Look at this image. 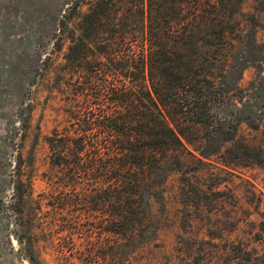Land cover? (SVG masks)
Returning a JSON list of instances; mask_svg holds the SVG:
<instances>
[{"label":"trees","instance_id":"1","mask_svg":"<svg viewBox=\"0 0 264 264\" xmlns=\"http://www.w3.org/2000/svg\"><path fill=\"white\" fill-rule=\"evenodd\" d=\"M244 2L68 4L58 35L69 42V120L46 138L52 227L66 221L62 215L71 208L98 212L99 228L122 260L123 249L141 244L153 225L146 198L162 195L169 176L189 168L190 159L202 163L237 141V93L243 90L240 78L234 80L235 64L244 61L248 34H254L243 19ZM245 148L228 153L235 161L263 166L264 157L250 162L247 152L254 149ZM28 189L24 195L15 187L14 194L20 190L23 201L32 185ZM75 225L69 229H82ZM28 255L31 264H40L33 248Z\"/></svg>","mask_w":264,"mask_h":264},{"label":"rangeland","instance_id":"2","mask_svg":"<svg viewBox=\"0 0 264 264\" xmlns=\"http://www.w3.org/2000/svg\"><path fill=\"white\" fill-rule=\"evenodd\" d=\"M71 2L0 0V264H31V248L40 264H264V163L246 165L228 153L250 145L247 160L264 157V0L242 7L254 34L235 64L243 90L237 141L202 163L190 159L162 195L146 198L153 225L141 244L123 249L122 260L99 228L98 212L71 208L57 227L48 222L53 171L46 138L69 120V42L58 27ZM28 185L32 192L22 201L14 188L25 195ZM77 223L83 230L69 229Z\"/></svg>","mask_w":264,"mask_h":264}]
</instances>
